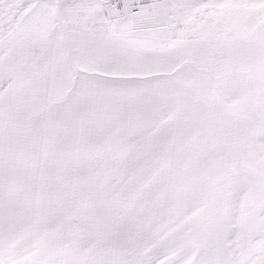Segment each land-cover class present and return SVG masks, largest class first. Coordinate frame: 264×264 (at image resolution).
Segmentation results:
<instances>
[{
	"label": "snow or ice",
	"instance_id": "obj_1",
	"mask_svg": "<svg viewBox=\"0 0 264 264\" xmlns=\"http://www.w3.org/2000/svg\"><path fill=\"white\" fill-rule=\"evenodd\" d=\"M0 264H264V0H0Z\"/></svg>",
	"mask_w": 264,
	"mask_h": 264
}]
</instances>
